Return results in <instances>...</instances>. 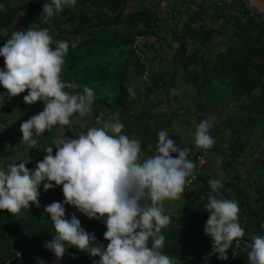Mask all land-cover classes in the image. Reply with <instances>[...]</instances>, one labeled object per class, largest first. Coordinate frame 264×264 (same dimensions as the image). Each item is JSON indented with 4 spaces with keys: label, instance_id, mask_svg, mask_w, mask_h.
<instances>
[{
    "label": "trees",
    "instance_id": "16d2710c",
    "mask_svg": "<svg viewBox=\"0 0 264 264\" xmlns=\"http://www.w3.org/2000/svg\"><path fill=\"white\" fill-rule=\"evenodd\" d=\"M130 1L134 0H76L75 6H65L50 21L44 22L40 18L42 7L51 0H0V48L15 31L48 28L54 39L53 49L55 41L69 44L61 79L77 87L65 91L83 94V88L88 86L95 96L92 120L76 113L70 121L78 120L84 127L56 125L44 132L39 146L29 147L25 166L34 172L37 163L46 156L44 150L53 146L56 138L63 134L66 138L86 134L95 124V118L107 121L115 116L124 125L121 134L140 141L142 155L146 150L156 152L160 130H166L172 139H177L182 130L177 123H181V127L191 126L187 117L179 113L186 115L184 107L180 106L181 98L194 108L206 106L204 108L214 114L223 113L221 129L216 127L210 131L215 143L207 150L206 164L192 184L185 186L184 191H190V198L183 200L180 210H169V200L163 205L167 207L164 213L170 217V224L161 231L165 236L161 252L176 257L178 264H248L247 253L241 249L232 257L234 251L230 248L228 258L220 260L212 239L204 232L209 217V181L216 180L211 174L215 165L208 157L210 154L220 157L217 167L223 173L220 198L237 202L244 239L251 242L254 235H264L261 228L264 224V22L259 16H251L242 0H231L226 7L213 8L212 16L222 19L215 29L206 24L201 7L190 11L171 6L160 14L157 9L160 0L153 6L150 0H138V5ZM167 32L176 47L168 64L158 69L152 63L161 64L162 60L148 38L159 40L161 34ZM217 45L221 49L212 51ZM2 70L5 65L0 57ZM178 82L187 86V90L171 94L179 90ZM216 88L220 89L219 99L226 95L231 102L214 110L204 105L201 97H212ZM224 89L228 90V95ZM171 98L177 105L172 112L169 109ZM201 120L198 119V124ZM0 121L2 125L5 123ZM94 126L102 127V123ZM226 128L231 132L229 140L224 141L221 132ZM252 135L257 136L254 143H250ZM224 142H228L226 147H223ZM7 143H13V138L3 130L0 145ZM8 148L12 149V145ZM196 148L188 149L187 158L192 162ZM22 149L25 148H17ZM247 149L252 158L250 167L243 156ZM55 152L53 148V155ZM55 187L58 194L63 195L62 185ZM38 193V207L30 203L28 210L21 209L17 215L0 211V264H98L99 257H91L74 246L69 247L61 259L45 247L55 235L45 207L53 202L63 204L64 200L60 201L54 188L45 192L43 183L38 186ZM181 201H172L173 206ZM64 207L66 219L70 220L75 214L81 227L94 234L95 242L90 246L102 244L106 249L103 222L106 217L87 220L85 215H78L75 207L66 204ZM151 245L150 238L148 246Z\"/></svg>",
    "mask_w": 264,
    "mask_h": 264
},
{
    "label": "clouds",
    "instance_id": "9594fccd",
    "mask_svg": "<svg viewBox=\"0 0 264 264\" xmlns=\"http://www.w3.org/2000/svg\"><path fill=\"white\" fill-rule=\"evenodd\" d=\"M75 4L76 0H51L43 4L40 18L48 22L65 6ZM53 43L48 28H29L13 32L0 48L5 65L0 71V86L9 97L28 90L25 104L40 101L44 105L43 111L20 126L22 142L30 148L36 147L41 135L53 126L69 125L73 114L83 118L92 114L93 89L85 86L83 94L65 91L77 87L61 79L68 42L55 41V49ZM100 123L102 127L94 126ZM95 124L76 138H66L65 134L56 138L53 146L44 150L46 156L34 172L25 161L0 170V211L17 215L21 209L28 210L30 203L38 207L39 185L43 183L45 192L62 185L63 204L53 202L45 207L55 233L45 247L58 259L74 246L99 257L98 264H178L176 257L161 252L165 242L161 231L170 224L163 205L165 200L181 199L186 184L195 179L196 164L187 158L189 150L178 147L166 130H160L156 154L141 160L140 141L121 134L124 125L115 116L107 121L95 118ZM212 127L208 119L198 124L194 134L197 148L207 151L214 146ZM209 185L204 232L212 239L218 258L226 260L230 248L234 252L241 249L247 253L248 264H264V235H254L251 242L245 240L237 202L220 198V180H211ZM65 204L89 219L106 217V249L102 244L90 246L95 242L94 234L81 227L75 214L70 220L65 218Z\"/></svg>",
    "mask_w": 264,
    "mask_h": 264
},
{
    "label": "rangeland",
    "instance_id": "374dc122",
    "mask_svg": "<svg viewBox=\"0 0 264 264\" xmlns=\"http://www.w3.org/2000/svg\"><path fill=\"white\" fill-rule=\"evenodd\" d=\"M134 1H130V4H132V5H138L139 4L138 0H134ZM168 8L169 7L164 8V9L162 8L161 9L162 11H160V14H164V12L167 11L166 9H168ZM161 36H162V38L159 40H154V38H148V41L154 44L155 48L157 49V55H159L158 57L161 58V60H162L161 64H158L157 62L152 63L153 67H155V68L157 67L158 69H162L163 67H165L168 64L169 59L171 58V54L173 52V47H176V44L175 43L173 44L171 42V40H170L171 37H170V34L168 32L164 33V34L162 33ZM139 41L143 42L144 40H139ZM221 43L222 42H220L219 44H221ZM219 47H221V46L220 45L214 46L211 48V50L214 52L218 51ZM148 54L150 55L151 53L148 52ZM218 87H219V85H218ZM187 88L188 87L185 86L182 82L180 83V85H179V91L180 92L187 90ZM219 90H220L219 88H216L215 93H214L215 95H213L212 97H201V102L204 105H208L209 107L213 108L214 110L219 109L221 104L225 105V106H226V104L229 105L228 102H231L228 99L229 96L224 95V96H222V99H219V96H218ZM223 91L226 92V94L228 92L227 89H224ZM223 91H222V93H223ZM176 93L177 92H171V94H176ZM27 94H28V90H26L24 93H21L17 96L9 97L7 95V90L4 89L2 86H0V98H2V99H0V120L5 122L4 123L5 125L4 124L2 125L1 124L2 122L0 121V139H3V130H6L7 133H11L12 138H13V143H10L12 145V149L8 148V146L10 145L9 143H7L5 145L3 144L2 146L0 145V170L7 171L8 165L13 164L14 162H16L17 165L23 161L26 162L27 156L29 154V146H27L26 143L22 142V133L20 131V126H21L22 122L27 121L29 118L34 117L35 115H37L38 113L43 111L44 105L40 101H38L32 105L25 104L23 98ZM171 101H172V99H171ZM180 102H183L182 99H180ZM174 104H175V102L172 101L171 108L168 107L169 109H171V111H172V107ZM231 105H233V103H231ZM165 107H167V106L164 105L163 109H165ZM204 107H206V106H204ZM230 108H231V106H230ZM200 113L202 114L201 111H200ZM205 116H207V115L205 114ZM86 118L89 119L90 121L92 120V118L90 116H87ZM223 118H224V115H218L217 117L215 115H209L206 119L212 121L213 127L216 126V124H217V127H219L221 129L219 121L223 120ZM187 119L189 120L190 124H193L196 122L194 118H187ZM179 120H181V119H179ZM70 124L73 125L74 127L76 125H78V128L84 127V125H85L83 123H78V120L75 121L74 119L71 121ZM177 126L180 128V130L182 128V130L179 131L180 132V138H182L183 134L187 138H190V131L191 130H193L192 134L193 133L195 134L196 128L192 127L193 125L189 126V127H186V126L181 127V123H177ZM185 128H187V130H185ZM210 131H214V128L210 129ZM230 132L231 131L229 128H226L225 131L223 130V132H221V135H223L224 141L229 140L228 137H230ZM211 133H213V132H210V135H212ZM193 137H195V135L192 136V138ZM215 137L217 138V136H215ZM40 138H39V140H40ZM132 139H135V138H132ZM182 141H183V138H182ZM255 141H257V136L252 135L250 138V143H254ZM227 144H228V142H224L223 147H226ZM21 146H23L25 149L17 150V148H19V149L23 148ZM37 146H39V144ZM219 149L223 150L222 148H219ZM259 151H260V149H259ZM243 156H246L245 164L247 165V167H250V166H248L249 164L252 165V162H251L252 158L250 156V149L249 150L247 149L246 154ZM217 157H219V156L218 155L213 156L212 154H210L208 157V160L211 163L213 162L215 165V168L213 169L211 174L213 175V177H215L216 180L221 181V179L223 177V173L219 169H217L219 161H220V159L218 160ZM240 170H243V168H241ZM244 182H246V179L244 180ZM54 193L57 197L60 198V201L64 200L63 195L58 194L56 187H54ZM184 194H185L187 199L190 198V195H191L190 191L189 192L186 191ZM184 197H182L180 199L182 201L179 202V204H177L175 206H173L175 204V202L171 201L170 204L168 205L170 207L169 210H174V209L180 210L183 206V200L186 199ZM166 201L167 200L164 201V204H166ZM166 208L167 207L164 206V210ZM76 212H78L79 216H81V217L83 216L82 213L80 214L79 211L76 210ZM164 212H166V211H164ZM85 218L87 220L89 219L88 217H85Z\"/></svg>",
    "mask_w": 264,
    "mask_h": 264
},
{
    "label": "crops",
    "instance_id": "0c3cea01",
    "mask_svg": "<svg viewBox=\"0 0 264 264\" xmlns=\"http://www.w3.org/2000/svg\"><path fill=\"white\" fill-rule=\"evenodd\" d=\"M230 1L231 0H160L159 6H158L157 9L159 11H162L161 10L162 8L164 9V8H167V7L174 6L176 9H178V8H181V9L188 8L191 11V10H195V9L197 10L198 8L201 7L202 11L204 12V16H205L204 20H205L206 24L208 26H210L211 28L215 29L222 22V19L220 18L219 20H217L215 17L212 16L213 15V8L220 7L222 5H224L226 7V6H228L230 4ZM242 1L250 9L256 10V11L259 12V14L264 16V0H242ZM150 2H151L150 5L153 6L154 4H156L157 0H150ZM220 48L221 47H219V49ZM173 51H174V47H173ZM178 84L180 85L179 82H178ZM178 91H176V92H178ZM184 91H186V90H184ZM190 96H192V95H190ZM171 99H172L173 102H175V99H173V98H171ZM191 99H193V97ZM172 101H171V106H172ZM182 101L183 102H181L180 106L182 105L184 107V109L186 111V115H184V112H179V113L182 114V117L186 116L187 118H194L196 122L191 124V126L193 125L192 127H194V128H197L196 126L198 124V119L199 118L206 119L209 115H215L217 117L218 115H222L223 114V113L222 114H217V113L214 114V112L204 108L203 106H200L198 108H196V107L194 108V107H192V105H191V103L189 101L186 102L183 99H182ZM179 102H180V100H179ZM176 106L177 105H176V102H175V104L172 107V111L177 108ZM200 111L202 112V114L200 113ZM221 112H223V110ZM205 114L207 116H205ZM221 121H219V122H221ZM216 127H217V124L213 128H216ZM213 128H211V129H213ZM192 132H193V130L190 131V138H187L183 134V136H182L183 141H182V138H180V134H179V137L177 139L173 138L176 141V143L178 144V147L184 148V149L195 148V146H196L195 145V137L192 138V136H194V133L192 134ZM155 154H156V152L152 153V152H148L146 150V152H144L141 155V160L146 159L147 157L153 156ZM184 193L182 194V197L185 196ZM184 198H186V196Z\"/></svg>",
    "mask_w": 264,
    "mask_h": 264
},
{
    "label": "built area",
    "instance_id": "2783aa9c",
    "mask_svg": "<svg viewBox=\"0 0 264 264\" xmlns=\"http://www.w3.org/2000/svg\"><path fill=\"white\" fill-rule=\"evenodd\" d=\"M247 8H248V10L250 11V13H251V16H256V17H260V19L264 22V16L263 15H261V14H259V12L258 11H256V10H252V9H250L247 5H245ZM193 155H195V157H194V163L196 164V168L194 169V171H193V175L195 176V178H196V174L203 168V166L206 164V155H207V151H205V150H203V149H199V148H196L195 150H194V152H193ZM189 179H191V177L189 178ZM194 181V179L193 180H191V183H187L186 184V186L187 185H190V184H192V182ZM236 254V252H233V254L231 255L232 257H233V255H235Z\"/></svg>",
    "mask_w": 264,
    "mask_h": 264
}]
</instances>
